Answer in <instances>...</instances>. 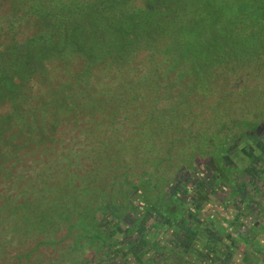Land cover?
Segmentation results:
<instances>
[{"label": "trees", "instance_id": "16d2710c", "mask_svg": "<svg viewBox=\"0 0 264 264\" xmlns=\"http://www.w3.org/2000/svg\"><path fill=\"white\" fill-rule=\"evenodd\" d=\"M21 12L30 31L10 26L0 45V264H128L188 207L176 173L264 120V0H35ZM152 192L179 209L164 215Z\"/></svg>", "mask_w": 264, "mask_h": 264}, {"label": "rangeland", "instance_id": "374dc122", "mask_svg": "<svg viewBox=\"0 0 264 264\" xmlns=\"http://www.w3.org/2000/svg\"><path fill=\"white\" fill-rule=\"evenodd\" d=\"M34 5L35 0H0V45L1 43L8 42V36L11 31L10 26H12L14 29L15 27H18L16 28V33H14L15 37L20 35L19 31L21 30H24L22 34L28 33L30 31L29 25L26 23H19L22 21L20 20L18 22V19L22 15V9L30 10ZM249 79L250 81H256L254 76L249 77ZM160 104H164V101H160L159 105ZM234 106H237V102L234 104ZM259 121H261V119L257 120L256 123ZM256 123L250 126L248 131L252 130ZM240 136H242V133H239L235 138ZM235 138L230 140L227 146H231V142H234ZM221 145L225 147V144ZM213 149L214 148H211V150ZM211 154L214 155V158L212 159L213 162L216 164L218 169L222 171L220 172L221 179L225 182H229V180L222 178V176H224L225 166L220 162L219 157L215 155V152ZM254 160L255 162L253 165L247 166L243 165V163L240 169L236 167L237 170L234 174L235 184L233 187H231L233 192L232 194L234 195L233 197L226 196L230 193L227 183H225L224 186L221 184V186L217 187L216 191L214 190L215 188L206 190L202 187L197 191V194L195 192H190V196L188 195V203L191 204L188 208H186V210L184 209L182 216L172 223L165 224L164 228L161 229V232L157 231L158 234H155L154 231V239L144 235V240L146 241L145 245H141L139 249L136 247L132 250V252H129V254H134L135 252L138 253V259L135 258L136 261L134 260L136 263L131 260L128 264H186L183 262V259L185 258L184 253H189L187 255H191L192 261H194L195 264L200 263V258H204L206 256L199 257L203 253L202 250H197L194 248L192 244H190L192 241H188V237H186L185 233L186 227L190 226L191 224L193 228H195V225H197V234L199 235L202 233L201 230L207 231L209 228H211V231L208 232H211V234H215L218 237V243L220 245L218 247V249H220L218 254L221 255L220 257H222L219 258V262L223 259L221 264H229L234 251L245 255L251 254L255 257L254 264H264V226L254 222L250 228L251 232H249L247 235L246 231L244 232L243 230H239L238 225H231V223L229 225L226 220L222 219L220 216L222 212L226 213V210L231 211L233 209H241L246 211L251 209L253 211H257L259 209L252 207L253 205H251L252 200L254 199H256L259 204L264 206V158H258V160ZM180 175L182 174L180 171H178L175 175L174 181L179 179ZM171 184L172 182L169 184L167 182V186L164 188L169 190ZM174 186L176 187V185ZM146 188L147 186L144 187V189ZM142 193L145 194L146 192L144 191ZM142 196L143 195L139 193L137 198L143 199ZM149 197L151 200H153L154 206L160 211L162 210L164 215L170 216L172 210L176 211L175 208H177V210L179 209V205H177L174 209L168 210V208L165 206L166 204L162 202L163 198L158 192L150 193ZM172 199L173 197L170 196L169 201H173ZM144 205H149V203L145 201ZM79 208V211L81 212L83 209L81 207ZM159 214L160 213L158 212V215ZM129 215L132 216V213L125 215V220H129ZM201 219L208 222V224H200ZM194 222L196 223L195 225ZM65 228H67V225H65ZM129 230L131 234V228H129ZM176 230L177 232H181L178 234L176 233ZM167 231H169L171 234H175L173 239L172 237H169L168 234H166ZM257 236L258 238H256ZM59 239L60 237L55 236V241L52 242L57 247L61 245ZM124 239L128 238L124 237ZM193 240L197 239L193 238ZM197 245L198 244H196V246ZM63 249L64 248H61V250ZM65 250L70 258L69 260H72V262L75 263L76 257L71 254L70 248L65 246ZM89 252V250L86 251L85 255H88ZM194 252L195 254L196 252L199 253L194 256ZM208 253L215 254L213 251ZM213 260L214 261L210 260L209 264L218 262V259L216 260L213 258ZM202 262L207 264L205 260H202Z\"/></svg>", "mask_w": 264, "mask_h": 264}, {"label": "flooded vegetation", "instance_id": "af4514ba", "mask_svg": "<svg viewBox=\"0 0 264 264\" xmlns=\"http://www.w3.org/2000/svg\"><path fill=\"white\" fill-rule=\"evenodd\" d=\"M258 158H264V120L256 123L252 130H244L242 136L235 138L234 142H231V146H228L219 160L223 165L225 164V166L228 165L240 169L243 163V165L250 166L255 162L254 159L258 160ZM198 169L199 170H197L196 174L190 173L187 175L186 173L184 177L185 179L181 175L179 176V178L182 179L181 182L183 183L184 188L179 189L180 193H178V195L187 202L186 206L189 207L191 204L188 203V195L190 196V192H195L197 194V191L202 187L206 190L215 188L214 190L216 191L217 187L221 186V184L224 186L225 183H227L230 193L226 196H234L231 189L235 184L234 173L229 175L232 179L226 177L225 179L229 180V182H225L221 179L220 172L222 171L218 169L211 158L209 162L204 166H199ZM224 177L225 175L222 176L223 179Z\"/></svg>", "mask_w": 264, "mask_h": 264}, {"label": "crops", "instance_id": "0c3cea01", "mask_svg": "<svg viewBox=\"0 0 264 264\" xmlns=\"http://www.w3.org/2000/svg\"><path fill=\"white\" fill-rule=\"evenodd\" d=\"M251 205H253L252 207H255L259 210H251L249 209L248 211L246 210H226V213L225 212H222V214L220 215L222 217V219H225L226 222L230 225L232 224H235L236 226L238 225L239 226V230H243L244 232L246 231V234L248 235L249 232H251L250 228L251 226L255 223H258L262 226H264V206H262L261 204L258 203V201L256 199L252 200V203ZM242 211V212H241ZM192 220V219H190ZM202 221V222H201ZM200 221V224L201 223H205V224H208V222L206 221H203L201 219ZM196 223L194 222V225ZM196 227L193 228L192 224L188 227H186L185 229V233H186V237H188V241H192L190 244H192V246L194 248H196L197 250H202V254L201 256L199 257H204V258H200V263L202 262V260H205L207 262V264L210 263V260L211 261H214V259H218L217 263H212V264H221L222 263V260H220L219 262V258H222L220 257L221 255H219V251L220 249H218V247L220 246L219 245V241H218V237L215 235V234H211V232H208V231H211L209 228L207 231H202L201 230V236L199 234H197V225H195ZM179 232L181 231H178L176 230V233L179 234ZM169 235V237H172V239L174 238V235L175 234H171L169 233V231H167V233ZM197 234V235H196ZM173 235V236H171ZM198 236V237H197ZM251 236V235H249ZM194 239H197V240H193ZM258 238V236L256 237ZM260 239V238H259ZM196 244H198L196 246ZM210 251H213L215 254H211V253H208ZM192 252V251H191ZM199 253V252H196V254ZM189 253H184V259H183V262L186 263V264H195L194 261H192V258H191V255H187ZM195 252H194V256L196 255ZM224 255V254H223ZM197 258V257H196ZM254 256L253 255H245V254H240V253H237L236 251H234V253L232 254L231 256V259H230V263L229 264H254ZM202 259V260H201ZM198 263V264H200ZM201 264H205V262H202Z\"/></svg>", "mask_w": 264, "mask_h": 264}]
</instances>
